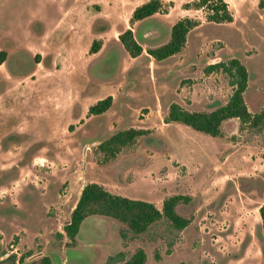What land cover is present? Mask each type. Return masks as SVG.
Instances as JSON below:
<instances>
[{
	"label": "rangeland",
	"instance_id": "obj_1",
	"mask_svg": "<svg viewBox=\"0 0 264 264\" xmlns=\"http://www.w3.org/2000/svg\"><path fill=\"white\" fill-rule=\"evenodd\" d=\"M148 1L0 0V258L17 254L31 264L48 256L66 264L78 256L107 264L142 248L146 264H264V129L240 130L232 119L222 136L211 137L164 122L172 103L189 111L224 105L230 79L204 68L231 58L248 70L249 110L264 109V0H225L234 17L228 24L186 8L198 0H162L159 13L130 25ZM184 17L200 25L166 61L175 71L149 68L147 53L135 59L118 41L132 27L145 49L155 48ZM94 40L102 46L91 54ZM110 95L107 113L89 115ZM129 128L148 133L103 164L99 144ZM92 182L159 209L170 196H190L177 211L191 223L177 230L163 219L125 241L117 220L93 215L72 241L64 226Z\"/></svg>",
	"mask_w": 264,
	"mask_h": 264
},
{
	"label": "trees",
	"instance_id": "obj_2",
	"mask_svg": "<svg viewBox=\"0 0 264 264\" xmlns=\"http://www.w3.org/2000/svg\"><path fill=\"white\" fill-rule=\"evenodd\" d=\"M194 6L195 9H203L206 12L208 22L224 24L234 21L229 4L225 0H198L192 4H186V8ZM163 8L162 0H149L138 6L129 20L130 25L159 13ZM200 25V21L184 17L178 20L171 28V36L167 43L147 50V53L157 61L165 60L173 55L181 53L187 45L188 34ZM119 41L126 52L133 58L143 54L144 49L136 40L132 29H126L119 34ZM102 42L94 40L90 53L100 51ZM5 52H0V65L6 61ZM221 72L226 75L233 86V93L229 100L222 106L212 111H189L178 103H172L164 117V122L178 123L192 128L197 132L211 137L222 136L224 122L237 119L240 122V130L249 129L261 132L264 129V109L253 113L249 110L245 93L248 89L249 74L246 66L237 58L227 61L214 62L204 68V73L210 75ZM113 96H108L97 101L89 107V115H102L109 111L113 105ZM147 130L129 128L121 130L106 139L96 149L102 155V163H109L115 159L125 148L134 145L137 140L146 135ZM190 196L173 195L163 201L162 208L155 204L126 196L112 193L99 183H87L83 186L80 198L72 211L68 224L64 231L70 240H75L81 225L85 219L93 215H102L113 218L121 224L119 234L125 241L132 240L146 233L155 223L166 219L175 229L183 230L191 223L189 218L180 215L177 207L189 204ZM264 233V204L259 209ZM63 237V234H58ZM124 253H118L108 258L107 264L121 262V264H146L147 253L138 248L127 260ZM24 256L10 254L0 260V264H22ZM31 264H53L48 256H42ZM179 264H187L181 262Z\"/></svg>",
	"mask_w": 264,
	"mask_h": 264
},
{
	"label": "crops",
	"instance_id": "obj_3",
	"mask_svg": "<svg viewBox=\"0 0 264 264\" xmlns=\"http://www.w3.org/2000/svg\"><path fill=\"white\" fill-rule=\"evenodd\" d=\"M156 15V14H155ZM155 15H153V16H155ZM228 24V23H227ZM137 25V22L133 25L134 27ZM174 25V23L172 24V26ZM172 26H171V28H172ZM129 29H132V31L134 32V36H135V29H133L132 27L131 28H129ZM122 32V31H121ZM120 32V33H121ZM171 36V35H170ZM119 38V37H118ZM135 38H136V36H135ZM170 39V38H169ZM136 40H137V38H136ZM118 41H119V39H118ZM138 41V40H137ZM169 41V40H168ZM167 41V42H168ZM139 42V41H138ZM166 42V43H167ZM119 43H120V41H119ZM165 44V43H164ZM141 45V44H140ZM142 47H143V45H141ZM158 47V46H157ZM143 49H144V52H143V54H141L140 56H144L145 55V53H147V49H145L144 47H143ZM151 49V48H150ZM147 55H148V58H145L147 61H148V66H149V68H151V66L152 65H154L155 63L156 64H158V65H160V66H163V68L164 67H167V66H164L165 65V63H166V61H168V60H170L172 57H175V55H173V56H171V57H169V58H167V59H165V60H162V61H157V60H155L153 57H151L148 53H147ZM139 56V57H140ZM135 59H137V57L135 58ZM168 68V67H167ZM152 69V68H151ZM169 69L170 70H173V71H175V62H174V65H172L171 67H169L168 68V71H169ZM166 70H163V72H165ZM112 96V95H111ZM108 97V96H107ZM102 100V99H101ZM99 101V100H98ZM108 112V111H107ZM106 112V113H107ZM103 115V114H102Z\"/></svg>",
	"mask_w": 264,
	"mask_h": 264
},
{
	"label": "water",
	"instance_id": "obj_4",
	"mask_svg": "<svg viewBox=\"0 0 264 264\" xmlns=\"http://www.w3.org/2000/svg\"><path fill=\"white\" fill-rule=\"evenodd\" d=\"M7 256L8 255H6L3 258H0V260L5 259ZM68 259L69 260L66 261L67 262L66 264H85L86 263V261L81 260L78 256L77 257L76 256L75 257L74 256H69Z\"/></svg>",
	"mask_w": 264,
	"mask_h": 264
}]
</instances>
